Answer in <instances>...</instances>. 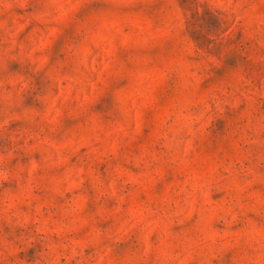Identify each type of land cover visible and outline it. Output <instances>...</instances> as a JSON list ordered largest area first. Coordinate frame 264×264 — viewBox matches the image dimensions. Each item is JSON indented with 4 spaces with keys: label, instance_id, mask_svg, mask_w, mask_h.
<instances>
[{
    "label": "rangeland",
    "instance_id": "1",
    "mask_svg": "<svg viewBox=\"0 0 264 264\" xmlns=\"http://www.w3.org/2000/svg\"><path fill=\"white\" fill-rule=\"evenodd\" d=\"M0 264H264V0H0Z\"/></svg>",
    "mask_w": 264,
    "mask_h": 264
}]
</instances>
